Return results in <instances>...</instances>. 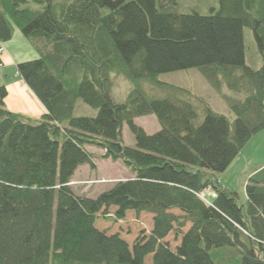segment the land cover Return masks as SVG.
Here are the masks:
<instances>
[{
	"label": "trees",
	"instance_id": "16d2710c",
	"mask_svg": "<svg viewBox=\"0 0 264 264\" xmlns=\"http://www.w3.org/2000/svg\"><path fill=\"white\" fill-rule=\"evenodd\" d=\"M171 1L0 0V44L15 25L37 51L17 70L47 110L11 111L0 85V264H264V165L246 180L245 205L215 176L264 128V0H216L208 13L175 11ZM244 27L258 67L245 62ZM194 67L233 120L159 79ZM112 73L132 83L121 102L110 95ZM142 80L165 96L148 94ZM192 98L203 104L201 122ZM78 100L96 114L76 115ZM149 114L160 124L153 133L134 120ZM124 123L134 146L123 141ZM89 145L133 176L95 197L76 192L78 166L95 168ZM206 188L216 193L210 203L198 196ZM129 212L151 214L131 243L95 225Z\"/></svg>",
	"mask_w": 264,
	"mask_h": 264
},
{
	"label": "rangeland",
	"instance_id": "374dc122",
	"mask_svg": "<svg viewBox=\"0 0 264 264\" xmlns=\"http://www.w3.org/2000/svg\"><path fill=\"white\" fill-rule=\"evenodd\" d=\"M54 2H67L70 0H53ZM168 0H162V2L166 5L169 4V2H166ZM30 6L37 7V4H34L32 2L27 3ZM217 2L216 0H172L171 1V9L175 11H189L191 9H195L198 12L201 13H208L212 7H216ZM14 29L19 35L21 36V39L18 40V38H13V46L18 52H23L24 48L22 45V39L25 41V45L31 49L33 52V55L31 57H27L25 60L34 59L38 56L37 51L33 48L32 44L29 42V40L22 34L20 29L14 25ZM244 34V43H245V62L248 65H251L252 67H258L261 64V58L257 51L256 43L253 39L252 31L244 27L243 29ZM15 39V40H14ZM21 41V42H20ZM24 43V42H23ZM31 52V53H32ZM26 54V52H25ZM17 67V66H16ZM112 80V84L110 87V95L115 102H121L123 101L129 90L132 87V83L128 81L124 76L122 75H115L114 73L110 76ZM159 79L165 82L173 83L179 86H182L184 88H187L193 93V95L201 96L203 97L210 107L219 113H223L229 117L230 120L234 119V114L231 112V110L228 108L227 104L224 102V100L221 98V96L215 91V89L211 86L209 81L204 77V75L199 71L198 68H189L185 70H178V71H169V72H163L160 74ZM131 85V87H129ZM140 86L150 95L154 96H165V92L162 91L160 88L154 86L147 80H142L140 82ZM193 104L197 108L198 112V118L196 122H201L203 119L204 113H203V104L199 100L192 98ZM97 110L82 100H78L76 104V108L74 113L76 115H87V116H94L96 114ZM138 125L144 124L148 130V132H155L160 128V124L157 121L155 115L149 114L146 116H143L141 118H137ZM123 141L125 144L129 146L135 145V138L133 133L130 131L128 125L124 123L123 125ZM91 150L98 151V147L95 146H87ZM99 158V157H98ZM242 161L245 162V168L246 170L249 169H257L260 166L264 165V128L257 131L255 134L251 136V138L247 141L245 146L242 150ZM100 160V158H99ZM102 160V159H101ZM101 167H99V177L101 174H104L103 177L97 178L98 175L94 174L92 172L91 176L86 175V177H81L82 173L84 172H78V176H80L81 184L79 187L74 186L76 191L81 190L84 192H88L90 197L97 196L101 191L106 190L112 186V183L116 180L115 178H109V177H115L113 175L114 171L119 175L120 172H118L117 166L119 164H111L109 163L106 166H102V162L99 164ZM243 165V164H242ZM237 167H234L236 170ZM228 170L226 172H221L216 174L218 177H220L221 174L227 175L232 174L235 170ZM84 176V175H83ZM245 176V173L239 172L237 176L232 178L231 185L228 190L235 191L237 194V202L241 205H245L246 203V196H245V183L242 179ZM86 178V179H81ZM91 178V179H90ZM93 178V179H92ZM78 182V181H77ZM224 184V182H223ZM225 185V184H224ZM73 188V187H72ZM226 188V187H225ZM74 189V188H73ZM95 225L98 228H105L108 230L109 233L112 232H119L121 236H123L128 242H132L135 236L139 234V232L144 229L146 232L151 227V214L147 212H141L137 215V213L129 212L126 217H124L122 220H119L117 222H114L111 219H106L103 217H100L98 220L95 221ZM185 226L183 229H186L188 227ZM168 241L172 246H175V244L178 242V239L174 236V234L171 232L167 236ZM150 260V256L146 257V261Z\"/></svg>",
	"mask_w": 264,
	"mask_h": 264
},
{
	"label": "crops",
	"instance_id": "0c3cea01",
	"mask_svg": "<svg viewBox=\"0 0 264 264\" xmlns=\"http://www.w3.org/2000/svg\"><path fill=\"white\" fill-rule=\"evenodd\" d=\"M14 37L15 39L18 38V40L21 39V36L19 35V33L15 31L14 26H13L12 37L8 41L3 42L1 44L3 49L0 52L1 60H2V64L0 65V85H5L7 89V95L4 99V103L6 107L10 109L11 111L19 112L26 116L37 118L43 115L44 113H46L47 110L45 106L42 104V102L34 94V92L28 87V85L26 84L22 76L19 74L17 67H16L17 63L21 61H25L27 57H31L33 55V52L31 51V49H29L27 44L25 45V41H23V39H22V45L24 48L23 52L16 51V49L13 46ZM141 117L143 116L136 117L134 119L135 122L138 123L137 118H141ZM140 126H142L147 133H151V132H148L144 124H141ZM122 131H123V128H122ZM122 138H123V135H122ZM88 150L95 155L93 157L94 162H95V168L92 169L88 164H82L78 166V168L75 170L74 175L72 177L71 186L74 188V190L76 189L74 186L77 185L76 187H79L82 181L79 179L80 176L77 175L78 172H81V171L84 172V174L82 173L81 177H86V175L87 177L91 176L92 172H94V174L98 175L97 178L94 179L95 181L96 179L99 180V178L104 176V174H101V176L99 177V173H100L99 167H101L99 164L101 162H102V166H106L109 163L119 164L117 166L118 169H116L118 170V172H120L119 175L116 173V171H114L113 174H109V175H113L115 177H109V178H115L116 180H118V179L130 178L133 176V174L126 167H124L119 161H111L110 159L101 160V158L99 160L98 155H100L103 152L101 148H99L98 151H95V150L89 149L88 147ZM242 150L243 148L236 155V157L232 160L229 166L223 171V172H226L228 170L234 169V167H237L236 170L234 169L235 171L232 172V174L227 175L226 177L223 174H221L220 177L215 175L217 181L223 187L229 188L232 183L231 182L232 178L237 176L239 172L245 173V176L242 179L244 180V182H246L247 178L256 170V169L254 170L253 168L246 170V168L244 167L245 162L242 161L243 160ZM81 179H86V178H81ZM223 182L225 185L223 184ZM76 192L80 194L89 195L88 192L82 193L83 191L81 190H78ZM215 195H216L215 190H213L212 188H210L209 190H206L205 191V201L207 203H210L211 201H213Z\"/></svg>",
	"mask_w": 264,
	"mask_h": 264
},
{
	"label": "bare ground",
	"instance_id": "6f19581e",
	"mask_svg": "<svg viewBox=\"0 0 264 264\" xmlns=\"http://www.w3.org/2000/svg\"><path fill=\"white\" fill-rule=\"evenodd\" d=\"M70 183H72V181H71ZM206 190H209V188H206L205 190H203V191H201L200 193H198V196H199L200 198H202L203 200H205V191H206Z\"/></svg>",
	"mask_w": 264,
	"mask_h": 264
},
{
	"label": "built area",
	"instance_id": "2783aa9c",
	"mask_svg": "<svg viewBox=\"0 0 264 264\" xmlns=\"http://www.w3.org/2000/svg\"><path fill=\"white\" fill-rule=\"evenodd\" d=\"M2 50V47H1V45H0V51Z\"/></svg>",
	"mask_w": 264,
	"mask_h": 264
},
{
	"label": "clouds",
	"instance_id": "9594fccd",
	"mask_svg": "<svg viewBox=\"0 0 264 264\" xmlns=\"http://www.w3.org/2000/svg\"><path fill=\"white\" fill-rule=\"evenodd\" d=\"M129 87H131V85H129Z\"/></svg>",
	"mask_w": 264,
	"mask_h": 264
}]
</instances>
